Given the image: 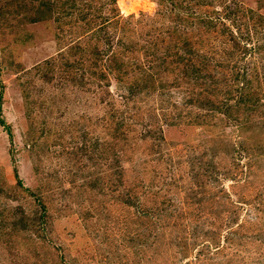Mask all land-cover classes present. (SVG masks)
I'll use <instances>...</instances> for the list:
<instances>
[{"label":"rangeland","instance_id":"1","mask_svg":"<svg viewBox=\"0 0 264 264\" xmlns=\"http://www.w3.org/2000/svg\"><path fill=\"white\" fill-rule=\"evenodd\" d=\"M186 1L0 0V264H264V0ZM173 29L247 88L155 69Z\"/></svg>","mask_w":264,"mask_h":264},{"label":"trees","instance_id":"2","mask_svg":"<svg viewBox=\"0 0 264 264\" xmlns=\"http://www.w3.org/2000/svg\"><path fill=\"white\" fill-rule=\"evenodd\" d=\"M167 1L172 6L173 14L175 12H177L178 15L181 14L182 17H184V19H186L188 21V17L187 16L189 14H188L187 10L189 11L188 8H190V6H189V3L186 0H167ZM197 2H199V1L197 0ZM172 12L169 11L168 14L171 15ZM174 16H176V15H174ZM180 16H178V18H180V19H178V18H175V19L179 20L181 23L182 22H186ZM177 31H179V30H175V29H173V31L170 30L169 31L170 34L166 33L168 35L165 36V37H163V35L161 33V35H162L161 41L164 43L163 45H164L165 51L163 53L164 55L159 57L158 59H157L158 55H155V53H157V50L153 49V51L151 52L152 53L151 54L152 57L154 59L155 58L157 59V60L155 59V61H150L152 64L155 62V69H157V70L160 69L159 66L156 65V61H161L160 66L166 68L167 69L166 71H169L170 66L174 65L176 63V61H177V63L184 62V65L188 66V68H189L188 75L190 77H192V78H195L196 84H200V83H198L199 82L198 80H200V79L204 80L205 78L208 79V78H210L212 76L211 74L208 73L209 70L214 69V70L221 71V70H224L226 68V66H232V68L234 70L235 81H237V80H238V82L241 81L242 88L243 89H244V87L247 88V85L249 83L248 71L246 69H237L238 68L236 66L237 63H236V61H234V59H235V57H237L236 54H238L239 56L241 55V53L242 54H246L248 52V49L241 47L239 42H235L233 40L234 41L233 42L234 46H233L232 50H228V49H225V48L223 50L222 49H218L215 46H211V43H210L209 49L211 51H208L203 56L202 55L200 56L199 53L196 50H193V49L191 50L190 49V50H187V54L190 53L187 57L186 56L185 57H181L178 54L179 53V49L176 50V48H177L176 47V43H178L181 40V36L179 38H174V37H176V34L178 33ZM172 34H173V36H172ZM166 37H168L169 39L172 38V42L170 41L169 43H165L166 40H167ZM186 44H187V41H186ZM148 46L151 47L150 45H148ZM188 46H190V45H188ZM236 50H238V51H236ZM147 53H149V48H147ZM96 58L99 59V55L96 56ZM170 71L172 72V71H174V69L171 68ZM204 72H206V73L204 74ZM156 75L157 74H155V78H156ZM156 79L153 80L152 78H150V83L151 84L149 85V88H156V85H157L156 84V82H157ZM159 84H161V83H159ZM146 85H147L146 83H136V85H134V87L131 86L129 88L130 89V96H128L125 99H124V97H121V99H124L126 101V103H125V104H127L126 107H128L129 103L135 104V102H133V100H134L133 97H134L135 93H136V96H137V94H138L137 92H141V91L144 92L145 90H147L148 87ZM200 85L203 86V84H200ZM226 89H227L226 91H221V92L220 91H215V90H217L215 85L208 86V85L205 84L203 96L205 94H207L206 97L207 96H211V97L215 96L216 97L217 94H220V96L222 97V100H220V102L223 103V105H222V107L220 109H221L222 112L226 113L225 115H227L228 118L231 119L232 118L231 111H233V108L237 107L240 104H244V103L246 104L247 100L245 101V98L247 99V96L242 95L243 100L242 99L239 100L237 102V105H232V104H229L227 102L230 100L229 97L233 94L234 89L229 88V87H227ZM224 101H226V102H224ZM163 102H164V100H160V107H164ZM136 108H139V107L134 105L132 107V110H135ZM120 117L124 118L125 122H130V121L136 120L137 115L126 114L125 117L124 116H120ZM151 118L152 117H150V119ZM115 119L116 118L114 117L113 118V123L115 122ZM1 123H2V121H1ZM149 126L150 125L147 124V128ZM112 129H114V131L116 133L120 132L122 130L121 124L119 123V119H117L115 125L112 126ZM122 131L124 132V130H122ZM151 133H153V132L149 131L147 134H151ZM155 135H157V134H154V135L152 134V136H154V137H155ZM161 138L162 137L159 136V138H155V139L158 142H161V141H163V138L162 139Z\"/></svg>","mask_w":264,"mask_h":264},{"label":"clouds","instance_id":"3","mask_svg":"<svg viewBox=\"0 0 264 264\" xmlns=\"http://www.w3.org/2000/svg\"><path fill=\"white\" fill-rule=\"evenodd\" d=\"M145 7H151L150 5H145Z\"/></svg>","mask_w":264,"mask_h":264}]
</instances>
